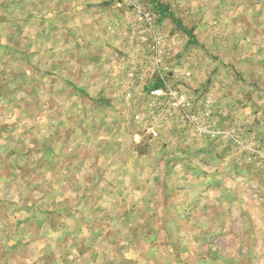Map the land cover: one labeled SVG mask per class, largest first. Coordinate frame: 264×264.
Instances as JSON below:
<instances>
[{
    "label": "rangeland",
    "instance_id": "obj_1",
    "mask_svg": "<svg viewBox=\"0 0 264 264\" xmlns=\"http://www.w3.org/2000/svg\"><path fill=\"white\" fill-rule=\"evenodd\" d=\"M0 264H264V0H0Z\"/></svg>",
    "mask_w": 264,
    "mask_h": 264
}]
</instances>
